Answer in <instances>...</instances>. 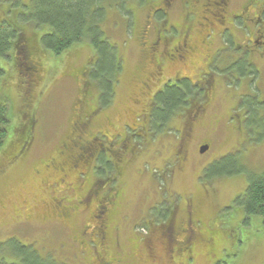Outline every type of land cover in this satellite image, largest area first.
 I'll return each instance as SVG.
<instances>
[{"label":"rangeland","instance_id":"obj_1","mask_svg":"<svg viewBox=\"0 0 264 264\" xmlns=\"http://www.w3.org/2000/svg\"><path fill=\"white\" fill-rule=\"evenodd\" d=\"M151 1L126 0L124 4L115 3L113 8L104 7L100 28L104 39L115 50L116 59L120 58L121 69L117 83L112 87L110 104L98 110L88 129H84L86 134L96 135L98 144H108L103 134L108 135L110 131L119 132L121 140L125 136L132 138L130 130L138 132V125H142L141 119H137L144 99L139 94L143 93L140 82L148 77L146 73L150 68L140 50V31L150 12ZM29 2L0 0V22H10L15 17L28 20L29 12L21 6H28ZM183 11L178 9L172 13L173 25L182 24ZM46 29L25 25L24 36L32 39L29 56L25 57L22 52L18 60L10 57L0 61L5 72L2 92L8 100L10 129L17 132L21 122L26 124L32 115L35 121L33 144L27 155L17 161L10 159L13 143L6 144L0 151V262L7 261L4 255V251L9 250L6 241L15 239L24 246H33L41 255H50L59 264H97L94 245L81 233L82 227L90 224V212L96 203L72 215L68 221H58L55 215L48 219L53 203L41 181L42 178L52 180L50 183L55 181L48 174L41 176L35 172L45 160L55 157L56 149L72 134L77 113L97 107L104 85L99 83L95 88L88 81L95 69L96 55L87 42L74 44L59 56H53L37 44ZM31 44H35L34 49ZM25 59L36 65L35 81H29V71H24ZM231 89L235 90V82L218 92L212 109L190 131L182 128L187 116L180 115L159 131L156 127L153 133L151 130L147 134L140 131V144H134L135 148L138 146L137 150L129 154L124 152L119 171L113 165L109 173L107 167L99 168V165L94 170L93 162L86 161L76 173L70 169L69 165L73 163L70 158L58 157L54 171L64 169L65 182L51 189L56 188L58 195L64 194L72 201L95 183L101 184L100 194L106 190L109 192L107 188L113 181L118 191V203L107 218L110 226L106 242L108 253L126 256V264H142L137 261V253L152 255L153 264H174L168 256L178 264H264V225L261 219L247 217L233 203L247 187L246 174L264 169V132L243 134L235 129V121H229L230 110L236 101ZM255 89L253 83L250 90L255 92ZM262 90L261 98L264 99V88ZM261 109L259 117L264 119V107ZM169 127L178 130L180 136L168 132ZM182 133L189 139L186 155L181 163L177 161L174 165V154L179 146L177 140ZM207 140L211 142L210 149L200 154L199 146ZM120 146L123 148V143ZM229 151L235 152L233 155L238 157L237 166H242L243 174L215 178L211 167L229 158ZM205 170L207 175H203ZM23 201H31L33 209L26 213L28 217L21 210L24 219L20 218ZM188 204L192 206L194 221L198 222L202 234L211 237L210 243L208 240L194 243L187 257L172 256L166 247L173 242L168 231L166 246L156 242L145 252L143 240H140L142 224L138 226V221L147 218V212L162 217L170 208L177 210L181 217Z\"/></svg>","mask_w":264,"mask_h":264},{"label":"flooded vegetation","instance_id":"obj_2","mask_svg":"<svg viewBox=\"0 0 264 264\" xmlns=\"http://www.w3.org/2000/svg\"><path fill=\"white\" fill-rule=\"evenodd\" d=\"M152 1L150 12L145 16L140 31V50L150 71L146 73L148 77L140 82L143 92H146V98L141 101L138 117L148 115L153 107L151 101L162 92L164 87L183 90L184 94L186 89L192 96L187 101V106L182 109L183 118L189 116L188 120L182 123V128L190 131L195 123L212 109L211 106L218 92L235 82V90H231L234 91L236 101L234 108L230 110L229 121H235V129L242 131L243 134L250 131L264 132V119L259 117L261 108L264 107V99L261 98L264 88V0ZM178 9L184 10V14H182V24L175 26L171 23L170 16ZM32 71L28 74L29 81H32L31 76L36 69L33 68ZM168 71L171 73L168 74ZM253 83L256 87L255 92L250 90ZM137 103L140 101L137 100ZM91 119L92 114L89 120ZM142 126L138 125V131ZM83 135L76 136L77 140L71 142L73 147L68 141L61 143L54 156H63L71 147L79 155L71 160L73 163L77 164L78 161L84 164L90 161L95 166L102 156L107 163L115 167L116 171H119L124 162V152L131 153L128 151V146L131 145L130 139L125 136L121 140V135L117 131L108 132L111 138L103 134L107 138L108 146L96 143V135L86 133ZM122 143L123 148L120 146ZM210 144V141H204L199 146L198 152L200 153V149L204 146H208L207 151H209ZM207 151L200 154H205ZM228 153L233 155L235 152ZM55 157L45 160L41 168L35 172L41 176L45 173L49 178H54L53 183H50L52 180L45 178L41 181L45 185L44 188L48 189L52 203L59 195L56 188H51L61 186L65 182V170L54 171ZM78 167L77 165L75 168ZM57 174L60 177H57ZM95 185L98 183L91 184L72 201L68 199L61 208L56 209L55 218L58 221H68L72 215L83 212L96 203L90 212V224H85L81 233L97 240V248L93 251L97 264H126V256H113L108 253L106 242L107 230L110 226L107 218L118 203V191L107 188L109 192L106 190L105 193L100 194L99 190H95ZM30 203L32 202H24V207L20 209V218L24 219L22 211L28 217L26 213L33 210ZM188 205L181 217L178 216L179 212L172 208L168 211L170 217L165 222L149 225L144 228L147 231L142 230L145 235L148 229L154 230V235L165 246L167 245L165 234L169 231L173 238V242L169 245L172 254L169 255L187 257L194 243L201 244L202 241L207 240L210 243L211 237L202 234L198 222L194 221L192 206ZM141 221H138V226ZM100 231L102 233L98 234ZM140 236V240L147 237L142 234ZM142 243L144 245V240ZM136 258L142 264L154 263L152 255L147 253H137ZM168 258L173 261L171 263L178 264L171 259V256Z\"/></svg>","mask_w":264,"mask_h":264},{"label":"trees","instance_id":"obj_3","mask_svg":"<svg viewBox=\"0 0 264 264\" xmlns=\"http://www.w3.org/2000/svg\"><path fill=\"white\" fill-rule=\"evenodd\" d=\"M125 1L126 0H30L28 6H21L28 10V20L15 17L14 19L11 18L10 22H0V61H4L10 57L18 60V55L22 52L26 54L25 57L29 56V53H31L29 42L32 39H27L26 36H24L23 30L25 25H29L33 28H47L45 30L46 32L39 36L37 44L42 50L53 56H59L72 45L82 42H87L94 50L96 55V65L90 78H88V81L95 86V88L97 84H103V91L101 92L102 95L100 101L97 102L95 110L91 109L83 112L82 109V112L77 113L76 120L72 124V134L66 138L71 146V142L77 140V135L80 136V134L82 135L86 133L84 129H88L89 127L88 124L90 122L89 118L91 117V114L93 118V114L97 113L98 110H101L102 108H106V106L110 104V99L113 94L112 87L117 83V76L121 69V60L119 57L116 59L115 50L113 47H110L107 40L104 39L100 25L102 24L105 6L113 8L115 3L124 4ZM34 48L35 44H31V49ZM12 51H14V53L11 56ZM32 53L34 54L35 51L32 50ZM24 66V71L28 70V74L33 72V68L36 69V65H33L29 59H25ZM4 74L5 72L0 65V151L6 144L13 143V148L10 152V159L17 161L27 155L33 144L32 128L35 121L32 115L26 124L21 122L22 125L19 126L17 132L16 130L13 131L10 129L8 100L2 92L3 85L6 82ZM36 76L37 70L34 75L31 76L32 81L36 80ZM185 92L186 93L184 94L183 90L181 91L168 86L164 87L162 92L156 95L151 101L153 102V107L148 115L145 117H137V119H141L143 125L140 131L145 132L146 134L153 133L155 132L154 127L159 131V129L169 126V123L175 116L180 115L184 117L182 109L187 106V101L190 100V96H192L190 91H186L185 89ZM145 94L146 92L140 93L141 98H146ZM188 118L189 116H187V120ZM130 131H132L131 133H133V137H127L131 141V145L128 146L130 147L128 148V151L133 152L134 150H137L138 146L135 148V146L132 145L136 143L139 145L142 137L140 131L136 132L134 129ZM167 131L174 132L175 135L180 136L178 130H176V132L172 127H169ZM182 134L181 138L177 140L179 146L174 154V165L177 161L181 163L186 155V146L188 145L187 143L189 139L187 134ZM63 156H65L64 159L68 157L70 160H74V158L79 155L74 152V149L69 147ZM229 156V158H225L211 167V169L214 170L213 176L215 178L230 177L240 173L243 174L242 166H237V163H239L238 157L235 155ZM58 157L62 156L57 155L54 159L55 162L53 165H55V163L58 164ZM77 165L81 168L84 164H80L77 161V164L70 163L69 166L70 169H73L78 173L75 168ZM98 165L99 168L107 167V169H109L108 173L111 172L112 166L107 163L102 156L97 160L93 169L96 170ZM99 168L98 171L100 170ZM207 174L208 171L205 170L203 175ZM246 176L247 187L241 195L234 199L233 203L237 204L247 217H259L264 225V169L256 172H248ZM109 188L117 190L113 181L110 182ZM101 189V184L95 185V190ZM67 200L68 198L64 194H59V197L53 201V204L50 207L51 214L47 218L49 219L55 215L56 209L61 208V205ZM169 215L170 213L164 214L162 217H159L161 220L157 221L156 219L158 217H155L153 212H147V219L141 221V229L147 231V229L145 230L144 228L152 224L159 225L161 222H165L168 217H170ZM146 221L148 222L146 223ZM148 230L147 233H149V235L142 238L145 247H147L144 250L145 252L147 249H150L151 244L156 242L160 244L162 243L159 241L160 239L154 235V230ZM101 233L102 232L100 231L98 234ZM142 235L146 236L143 232ZM96 241L93 238H90V242L95 248H97L96 246L98 245V242ZM5 244L9 247V250L4 251L5 259L7 258V261L5 262L3 259L0 264H59L54 261L50 255H41L33 246H24L15 239H9ZM166 247L168 254H172L170 253L172 250L169 246Z\"/></svg>","mask_w":264,"mask_h":264},{"label":"water","instance_id":"obj_4","mask_svg":"<svg viewBox=\"0 0 264 264\" xmlns=\"http://www.w3.org/2000/svg\"><path fill=\"white\" fill-rule=\"evenodd\" d=\"M208 146H204L200 149V153H204L205 151H207Z\"/></svg>","mask_w":264,"mask_h":264}]
</instances>
